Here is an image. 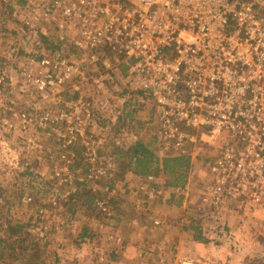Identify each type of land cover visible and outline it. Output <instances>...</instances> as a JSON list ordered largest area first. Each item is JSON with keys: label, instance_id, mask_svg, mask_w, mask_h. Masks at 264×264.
Instances as JSON below:
<instances>
[{"label": "built area", "instance_id": "built-area-1", "mask_svg": "<svg viewBox=\"0 0 264 264\" xmlns=\"http://www.w3.org/2000/svg\"><path fill=\"white\" fill-rule=\"evenodd\" d=\"M26 3L31 16L22 24L26 35L34 38L36 48L23 67L24 86L20 90L31 94L36 91L42 101L54 98L62 109L44 110L37 119L41 103L35 101L27 110L1 104V146L7 148L13 138L23 136L32 147L33 127L38 120L41 127L61 140L63 165L55 170L58 179L73 181L71 166L75 158L67 150L78 138L84 141L89 168L77 179H101L107 170L100 167L97 149L85 140L93 122L90 102L82 95L63 100L59 94L81 92L93 76L121 73L125 68L128 82L153 100L159 157L191 158V146H197L203 136L224 141L210 165L211 180L202 196L214 227L210 232L213 236H206L228 241L235 236L234 232H224L225 218L231 210L236 211L230 202L239 203L238 207L246 203L261 208L264 215V0ZM35 21L47 27L44 34L51 33L49 28L53 30V48L34 37L38 33L32 28ZM2 29L0 21V35ZM91 69H95L93 75L87 72ZM17 88L0 71V91L15 94ZM141 182L139 189L149 198L164 192V187L156 185L154 175H147ZM147 184L157 188L149 192ZM106 192L109 198L98 199L97 205L110 216V198L118 194L117 186L107 187ZM53 204H58L55 198ZM136 205L141 209L143 203L138 201ZM160 223L155 220L156 225ZM108 240L113 245L123 243L115 232L109 233ZM180 264L195 263L185 260Z\"/></svg>", "mask_w": 264, "mask_h": 264}, {"label": "rangeland", "instance_id": "rangeland-1", "mask_svg": "<svg viewBox=\"0 0 264 264\" xmlns=\"http://www.w3.org/2000/svg\"><path fill=\"white\" fill-rule=\"evenodd\" d=\"M30 14L26 0H0V21L3 24L0 35V71L6 73L18 86L15 94L7 90L0 91V105L27 110L28 105L36 101L41 103L36 113L37 119H40L42 111H58L62 107L54 98L42 101L38 92L31 94V91L20 90L24 86L21 76L23 67L31 60L36 48L34 38L31 34L26 35L22 24ZM32 28L38 32L35 38L44 46L53 48L56 41L51 28V33L44 34L47 27L39 21H35ZM93 70H88V74L93 75ZM120 71L111 75L93 76L88 83L83 84L81 92L63 91L59 94L63 100L76 99L82 95L90 102L93 122L86 131L85 140L97 149L100 167L107 170L101 179H77L78 175L89 168L85 157L82 160L79 157L81 151L83 156L85 152L82 138H78L67 150L75 158L71 166L75 175L73 181L66 183L58 179L55 170L63 165L61 140L56 133L41 127L38 120L33 127L32 147L27 145L23 136L13 138L7 148L0 145V237L9 221L25 223L30 241L40 245L39 260L45 264H77V261L78 264H123L121 258L127 243L135 244L137 250L141 239L153 238L156 241L159 234L150 237L148 227L159 228L176 219L179 221L187 212V221L199 218L202 213V224L207 226L205 232L213 236L210 232L214 231V227L211 228V220L207 218L210 208L202 202V196L211 180L210 165L225 145L223 139L213 140L203 136L197 140V146H191L192 167L185 191L181 190L182 187L178 190L170 186L167 176L154 175L156 185L164 187V192L158 197L149 198L139 189L147 175L125 171L115 151L117 146L128 148L138 138H142L147 142L154 141L156 154L161 156L153 100L139 93L136 86L130 84ZM113 184L117 186L118 194L110 198L112 213L108 216L100 211L97 200L109 198L106 188ZM147 185L149 192L157 188L154 184ZM95 187L96 192L93 191ZM87 192L93 196V203L85 202ZM29 197L31 201L27 200ZM53 198L57 200V205L53 204ZM138 201L143 203L141 209L136 205ZM230 203L236 208L230 214L241 223V230L238 231L236 224L230 225L226 217L227 227L224 226V232H234L235 235L239 232L251 240L258 238L261 243L257 248L255 246V251L252 250L253 254H257L254 257L257 261H253V264H264L260 261L264 255L258 257L259 253L264 252V215L261 208L246 203L238 207L239 203ZM254 213H258L259 217ZM157 219L161 222L158 225L155 224ZM243 226L246 229L243 230ZM111 232L122 237L121 245L109 242L108 235ZM250 239L244 236L240 239L242 249L250 246H243ZM166 247L161 242L155 248L160 251ZM81 253L86 254L83 261L78 257ZM93 255H99L102 260L95 261ZM142 257L145 258L143 254ZM62 258L64 262H61ZM154 259L143 263H160ZM137 263V255L126 262ZM13 264L17 263L14 261Z\"/></svg>", "mask_w": 264, "mask_h": 264}, {"label": "crops", "instance_id": "crops-1", "mask_svg": "<svg viewBox=\"0 0 264 264\" xmlns=\"http://www.w3.org/2000/svg\"><path fill=\"white\" fill-rule=\"evenodd\" d=\"M228 214L226 220H228L229 224H232V226L236 224L238 231H240L241 223L236 221V218H233L234 216L230 213ZM186 215H189V212H187ZM186 215H184L185 217L183 219H179V221L176 219L172 223L159 228H157V226L151 229L148 227L147 231L149 232L150 237L159 234V238H156V241H153V238L141 239L137 250L134 248L136 246L135 244L133 245L132 242L127 243L121 258L123 264H126L127 261L130 262L133 257H136V255L138 263L155 258L160 262L158 264H180L185 260H191L195 264H253V261H257L254 260V257H256L257 254H253L252 250L255 251L257 246H260L261 242L258 238L251 240L249 236L237 232L238 234L232 236L229 241L227 239H222L223 242H219L216 239H211L206 236L205 230H207V226L205 223L202 224V218L200 215L198 216L199 218H196L195 220L190 219L188 221L186 220L188 217ZM254 215L258 216V213H254ZM196 229H199L201 232L198 233L201 238L196 239ZM242 229H246V226H243ZM243 236L251 241L248 240L249 242L243 245L250 244L249 247L247 246L248 248L242 249V242L240 243V239L243 238ZM161 242L167 247L165 250L158 251L155 247L159 246ZM263 253L264 252L259 253L258 257H260L261 254L264 255ZM142 254L145 258L142 257ZM78 257L83 261L86 254L81 253ZM92 257L95 258V261L97 262L100 259L102 260L99 255H93ZM260 261L264 262V257H261ZM61 262H64L63 258L61 259ZM78 262L79 261H77V264Z\"/></svg>", "mask_w": 264, "mask_h": 264}, {"label": "trees", "instance_id": "trees-1", "mask_svg": "<svg viewBox=\"0 0 264 264\" xmlns=\"http://www.w3.org/2000/svg\"><path fill=\"white\" fill-rule=\"evenodd\" d=\"M125 71L123 69V75H125ZM139 93L143 94L142 91ZM115 152L125 171H131L141 176L165 175L169 178L168 184L177 189L185 186L188 182L192 167L190 156L159 157L156 154L154 141L147 142L138 138L128 148L117 146ZM79 157L81 160L84 158L83 151L79 153ZM86 197V203H93V196L89 192ZM195 233L197 234L196 239L201 238L198 234L201 233L199 229H196ZM39 247L38 243L30 241L25 223L9 221L4 228L3 236L0 237L1 264H13L14 261L17 264H45L43 260H39ZM56 261L58 263V259Z\"/></svg>", "mask_w": 264, "mask_h": 264}]
</instances>
